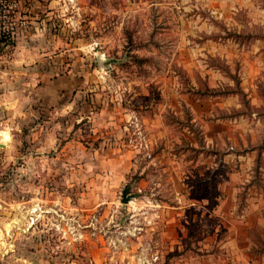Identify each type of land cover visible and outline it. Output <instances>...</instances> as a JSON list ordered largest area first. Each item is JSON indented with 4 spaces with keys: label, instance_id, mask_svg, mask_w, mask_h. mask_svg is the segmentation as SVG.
Masks as SVG:
<instances>
[{
    "label": "rangeland",
    "instance_id": "1",
    "mask_svg": "<svg viewBox=\"0 0 264 264\" xmlns=\"http://www.w3.org/2000/svg\"><path fill=\"white\" fill-rule=\"evenodd\" d=\"M8 5L0 264H232L223 185L264 204V0Z\"/></svg>",
    "mask_w": 264,
    "mask_h": 264
},
{
    "label": "crops",
    "instance_id": "2",
    "mask_svg": "<svg viewBox=\"0 0 264 264\" xmlns=\"http://www.w3.org/2000/svg\"><path fill=\"white\" fill-rule=\"evenodd\" d=\"M252 149L249 151L256 152V150ZM246 154L249 153L247 152ZM246 154L229 151L225 156L238 155L240 158ZM240 166L239 168H241ZM233 167H235V165H233ZM233 167H231L230 170L237 171L233 169ZM257 167L258 166H256L255 171L258 169ZM260 170H263L261 166L259 168V171ZM238 172L240 173L241 169L238 170ZM236 176L237 175H233V177L226 181V185L222 187L224 189L217 198V207L219 209L217 216L227 223L228 242L226 246L230 253V259L232 264H264V252L254 254L250 251L253 249L252 244H254V242L249 238L251 235L250 233L254 228H257V223L260 222L257 209L264 208V204L262 203L263 197L256 195L257 190L253 191V189H259L261 185L255 180L248 181V187L251 192L246 198L248 206L245 208L246 210L241 211L239 203L242 199V190H244L242 186L244 182Z\"/></svg>",
    "mask_w": 264,
    "mask_h": 264
},
{
    "label": "built area",
    "instance_id": "3",
    "mask_svg": "<svg viewBox=\"0 0 264 264\" xmlns=\"http://www.w3.org/2000/svg\"><path fill=\"white\" fill-rule=\"evenodd\" d=\"M2 6L0 5V48L8 49L14 41L15 31L7 28V26H2L7 23L8 19L11 18L12 6L8 5L9 0H0Z\"/></svg>",
    "mask_w": 264,
    "mask_h": 264
},
{
    "label": "trees",
    "instance_id": "4",
    "mask_svg": "<svg viewBox=\"0 0 264 264\" xmlns=\"http://www.w3.org/2000/svg\"><path fill=\"white\" fill-rule=\"evenodd\" d=\"M130 39H132V37H130ZM133 59L136 61V64H138V66H139V68H142V66L146 63V62H149V59H145V58H140V57H138L137 55H134L133 56ZM208 91H209V96H219V95H221V93H219V91H216V90H209V89H207ZM197 92H199V91H197ZM218 92V93H217ZM225 94V93H224ZM263 149H264V147H254L252 150H258V159H257V161H258V169H256V172H259V168H260V159H261V157H262V154H263Z\"/></svg>",
    "mask_w": 264,
    "mask_h": 264
},
{
    "label": "water",
    "instance_id": "5",
    "mask_svg": "<svg viewBox=\"0 0 264 264\" xmlns=\"http://www.w3.org/2000/svg\"><path fill=\"white\" fill-rule=\"evenodd\" d=\"M133 186L128 185L125 187V189L122 191L121 195V203L124 205L130 204L135 198L139 196L137 193H133L132 191Z\"/></svg>",
    "mask_w": 264,
    "mask_h": 264
}]
</instances>
